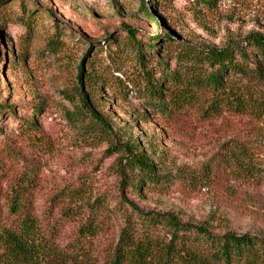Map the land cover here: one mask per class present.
<instances>
[{
	"label": "rangeland",
	"instance_id": "374dc122",
	"mask_svg": "<svg viewBox=\"0 0 264 264\" xmlns=\"http://www.w3.org/2000/svg\"><path fill=\"white\" fill-rule=\"evenodd\" d=\"M211 1L0 0V102L15 113L0 120V206L23 174L33 179L31 207L38 215L52 207V219L61 207L98 202L168 212L216 234L264 237V116L204 122L192 111L164 120L145 108L132 84L139 65L126 28L142 42L141 51H149L144 42L157 34L169 37L160 51L180 44L219 48L250 32L264 34V0ZM12 50L19 54L16 64ZM82 59L103 80L94 108L104 126L86 109L77 124L66 117L75 105L63 91H76ZM31 106L40 108L35 120L45 148L29 146L20 132ZM235 142L255 160L254 171L234 179L219 171L206 179L207 162ZM128 155L142 157L173 182L127 191L120 204L117 169ZM77 224H65L60 245Z\"/></svg>",
	"mask_w": 264,
	"mask_h": 264
},
{
	"label": "trees",
	"instance_id": "16d2710c",
	"mask_svg": "<svg viewBox=\"0 0 264 264\" xmlns=\"http://www.w3.org/2000/svg\"><path fill=\"white\" fill-rule=\"evenodd\" d=\"M201 1L204 6L213 2ZM125 31L129 45L137 49L134 90L158 117L171 120L192 111L204 122L224 116H264V34L250 32L228 39L219 48L180 44L174 51L163 49L169 37L157 34L144 42L149 51H141L142 42L135 39L133 29ZM147 54L153 59L146 64ZM11 55V63L16 64L19 54L12 50ZM87 66L85 59L77 66L76 91H63L75 105L74 113L66 117L70 125L77 124L86 109L104 126L94 108L103 80ZM7 112L15 116L11 107L0 102V120ZM39 113V107L31 106L20 132L29 146L45 148L49 143L35 120ZM235 143L232 150L216 153L207 162L206 179L211 180L213 172L234 179L254 171L255 160L243 142ZM117 170L120 204L127 191L164 188L174 180L135 155H128ZM33 185V179L21 174L4 192L0 264H264V237L231 231L216 234L204 224L184 222L168 212H144L133 205L109 208L96 202L88 207H61L56 219L52 207L38 215L31 207ZM71 222H78L74 234L60 245L63 227Z\"/></svg>",
	"mask_w": 264,
	"mask_h": 264
}]
</instances>
